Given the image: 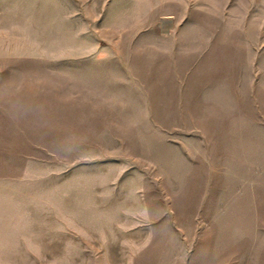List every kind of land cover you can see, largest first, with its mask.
<instances>
[{"label": "rangeland", "instance_id": "rangeland-1", "mask_svg": "<svg viewBox=\"0 0 264 264\" xmlns=\"http://www.w3.org/2000/svg\"><path fill=\"white\" fill-rule=\"evenodd\" d=\"M33 3L0 0V264H264V0Z\"/></svg>", "mask_w": 264, "mask_h": 264}, {"label": "crops", "instance_id": "crops-1", "mask_svg": "<svg viewBox=\"0 0 264 264\" xmlns=\"http://www.w3.org/2000/svg\"><path fill=\"white\" fill-rule=\"evenodd\" d=\"M34 3L30 6L29 10L24 13L20 14L17 10L14 13L13 16L24 17L25 23L27 25L35 26L36 33L41 34H51L57 31L56 27L60 25H65L67 27L72 26L73 19L74 22H76V19H79L80 24H83L85 27L87 26V18L84 19V16L82 13L79 14V16L75 15L78 12H75L72 14L70 11L69 13L63 12L62 14L57 13L59 10L56 8L55 1L56 0H32ZM77 11V10H76ZM75 15V16H74ZM30 18V19H26ZM83 22V23H82ZM49 38V35H47V39ZM36 59L43 61V63H52L56 58H53L51 56H41L36 57ZM78 59H84V58H78ZM42 105L50 104V97L51 93L49 88L47 90H42Z\"/></svg>", "mask_w": 264, "mask_h": 264}]
</instances>
